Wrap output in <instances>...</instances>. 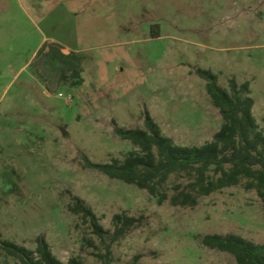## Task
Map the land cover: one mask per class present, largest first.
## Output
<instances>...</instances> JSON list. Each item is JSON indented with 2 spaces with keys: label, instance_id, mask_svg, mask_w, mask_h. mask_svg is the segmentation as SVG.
I'll list each match as a JSON object with an SVG mask.
<instances>
[{
  "label": "rangeland",
  "instance_id": "1",
  "mask_svg": "<svg viewBox=\"0 0 264 264\" xmlns=\"http://www.w3.org/2000/svg\"><path fill=\"white\" fill-rule=\"evenodd\" d=\"M199 68L224 88L249 81L264 130V0H0V242L36 249L44 236L64 264H105L104 244L69 209L77 195L108 229L116 213L144 216L110 264H238L201 236L264 243L255 190L159 204L84 164L135 149L114 121L144 128L146 110L178 144L211 140L223 119ZM0 264L21 263L0 253Z\"/></svg>",
  "mask_w": 264,
  "mask_h": 264
},
{
  "label": "trees",
  "instance_id": "2",
  "mask_svg": "<svg viewBox=\"0 0 264 264\" xmlns=\"http://www.w3.org/2000/svg\"><path fill=\"white\" fill-rule=\"evenodd\" d=\"M197 73L207 81V92L223 119L211 140L202 145L178 144L146 110L144 128H125L114 121L117 135L131 141L135 149L107 163L94 162L83 154L85 166L147 190L159 204L168 201L173 206L195 207L203 197L239 185L255 190L264 204V130L254 114L251 83L240 84L231 78L229 88H224L211 69L199 68ZM69 209L104 244L105 252L95 255L105 264L112 261L113 245L143 225L144 216L123 211L113 216V228L108 229L94 209L77 195L71 197ZM201 241L209 248L232 254L238 264H264V243L241 234H204ZM90 243L94 244L92 240ZM0 253L21 264H64L44 236L37 238L36 249L1 240ZM70 264L82 263L72 258Z\"/></svg>",
  "mask_w": 264,
  "mask_h": 264
},
{
  "label": "built area",
  "instance_id": "3",
  "mask_svg": "<svg viewBox=\"0 0 264 264\" xmlns=\"http://www.w3.org/2000/svg\"><path fill=\"white\" fill-rule=\"evenodd\" d=\"M62 95V94H61Z\"/></svg>",
  "mask_w": 264,
  "mask_h": 264
}]
</instances>
